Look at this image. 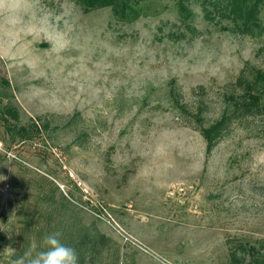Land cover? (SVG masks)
<instances>
[{"label": "rangeland", "instance_id": "374dc122", "mask_svg": "<svg viewBox=\"0 0 264 264\" xmlns=\"http://www.w3.org/2000/svg\"><path fill=\"white\" fill-rule=\"evenodd\" d=\"M111 1L0 0V109L50 123L21 142L0 122V264L27 241L41 250L61 194L126 264L264 259V116L231 118L207 151L165 93L175 82L186 111L211 125L264 68V35L209 21L201 3L183 19L176 0ZM144 96L150 105H132ZM48 194L51 206H37Z\"/></svg>", "mask_w": 264, "mask_h": 264}, {"label": "trees", "instance_id": "16d2710c", "mask_svg": "<svg viewBox=\"0 0 264 264\" xmlns=\"http://www.w3.org/2000/svg\"><path fill=\"white\" fill-rule=\"evenodd\" d=\"M80 2L86 10L89 8L114 6L111 0H80ZM193 3L202 4L206 19L209 21L221 24L225 20L227 21L228 28L251 38L264 35V17H262V13H264V0H176L177 11L180 17L183 19L192 18L191 11L187 7ZM250 75L251 78L249 80L241 79L239 81L242 86V92L235 98L231 97V108L224 112L217 121L207 127L202 126L200 111L195 116L186 111L185 105L181 102L179 89L173 81L168 82L166 85V101L169 107L179 112L182 118L185 115L194 117V122L198 123L200 134L206 142L207 151H210L224 136L227 122L231 118L245 119L248 117L264 116V68L253 70ZM3 95V97H9L6 93ZM132 101V105L139 106L140 109L150 105L145 96L140 101L138 99ZM152 109L162 108L160 104H156L152 106ZM20 115L19 109L11 104H6L0 109V122L11 141L19 140L23 142L34 140L50 127L48 121L44 122L37 119H29L28 123L22 124L20 122ZM77 116L78 114H75L70 119L68 125H71ZM60 198L63 208L60 220L54 224L47 221L45 228L40 230L42 232H38V235L43 236V232L45 234L56 231L62 233V242L75 248L79 254V264H126L121 261L119 247L116 246L113 240L101 233L94 223L83 224L78 210H76L72 203L63 194H61ZM35 202L40 208L44 205L51 206L50 195L37 198ZM46 215H50V213ZM26 245L20 254L13 256L12 260L22 256L32 247L30 241H27ZM250 251L252 257L248 260V263L232 256L231 264H264V259L260 260L256 258L257 256L254 255L253 251ZM129 264H135L132 258Z\"/></svg>", "mask_w": 264, "mask_h": 264}, {"label": "clouds", "instance_id": "9594fccd", "mask_svg": "<svg viewBox=\"0 0 264 264\" xmlns=\"http://www.w3.org/2000/svg\"><path fill=\"white\" fill-rule=\"evenodd\" d=\"M12 264H79L76 249L62 242V233L56 231L45 234L41 250L32 245L22 256L12 260Z\"/></svg>", "mask_w": 264, "mask_h": 264}, {"label": "built area", "instance_id": "2783aa9c", "mask_svg": "<svg viewBox=\"0 0 264 264\" xmlns=\"http://www.w3.org/2000/svg\"><path fill=\"white\" fill-rule=\"evenodd\" d=\"M0 151H2V144L0 143Z\"/></svg>", "mask_w": 264, "mask_h": 264}]
</instances>
